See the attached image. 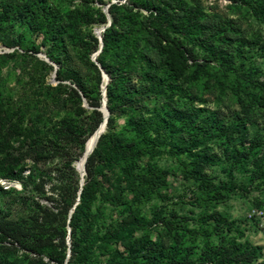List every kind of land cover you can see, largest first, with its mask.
<instances>
[{
    "label": "rangeland",
    "instance_id": "1",
    "mask_svg": "<svg viewBox=\"0 0 264 264\" xmlns=\"http://www.w3.org/2000/svg\"><path fill=\"white\" fill-rule=\"evenodd\" d=\"M4 1L24 15L4 14ZM254 1L0 0V168L21 170L28 182L25 189L0 175L1 212L24 225L45 210L56 213L62 198H70L71 169L84 151L78 141L92 120L87 99L102 98L100 60L131 75L129 92H113L112 129L102 134L127 151L114 155L103 140L96 148L104 160L83 223L90 234L117 237L98 243L85 264H169L180 255L206 260L207 246L223 236L261 246L258 261L264 260V24L251 13ZM27 5L37 11L32 17ZM110 12L128 45L92 61L100 45L95 32L102 42ZM144 45L154 66L172 72L157 91L138 77L147 68L138 57ZM79 87L83 100L71 93ZM6 154L19 161L13 171ZM77 175L80 184L85 174ZM33 183L43 191H31ZM212 185L217 189H205ZM130 213L142 227L125 232ZM215 213L230 231L215 229ZM66 224V249L54 248L55 264L69 255ZM136 239L161 252L136 249ZM33 258L0 236V264ZM48 260L42 253L41 263Z\"/></svg>",
    "mask_w": 264,
    "mask_h": 264
},
{
    "label": "trees",
    "instance_id": "2",
    "mask_svg": "<svg viewBox=\"0 0 264 264\" xmlns=\"http://www.w3.org/2000/svg\"><path fill=\"white\" fill-rule=\"evenodd\" d=\"M1 7H3L4 14L6 15L10 14L9 12H12L13 14H21V12H16V7H13L10 3H6L5 1L1 3ZM25 7V15L29 17H32L31 15H35L37 13V11L33 9L31 5H27ZM117 7L121 8L122 5H117ZM251 13L257 21H259L261 24H264V0H255L251 8ZM110 14V25L106 27L104 32L102 33V49L99 52L100 54H106L107 52L114 51L117 48L126 47L128 45L127 42L130 39L129 35L123 34L118 30V19L111 12ZM21 15H24V13H22ZM163 37L164 35L160 37L161 41L163 40ZM189 41L193 43L192 38H189ZM149 50L150 48L146 45H144L139 50L138 57L140 60L144 59L147 68L142 73L138 74V77L140 79H144L148 84L146 90L157 91L163 86L166 79L172 76V72L169 69L167 70L166 68H164L163 64L154 66L147 57V53ZM213 53H215V50L213 51ZM98 62L101 65L100 67L102 68L104 73H106L110 78L109 82L106 85V108L109 111V115L107 117L105 128L107 130H110L112 129V123L114 121V108L111 106V102L115 97L113 95V92L116 89L122 91L121 95L129 92V79L131 75L129 73L127 74V72L124 70H122V73H115V71L112 70L110 66L102 64L100 60H98ZM124 65L125 64H119L117 67L122 69ZM102 72L100 74L101 77ZM116 75H118V78H115ZM79 91H81L80 87L78 89L71 88L72 95L77 100H83V97L79 93ZM101 101L102 98L91 100L87 99L88 105L93 108L92 120L86 134L80 136V139L78 141V148L80 150L83 148V145L85 146V142L87 141V139L95 132V130L103 121L102 112L99 110ZM241 105L244 106L243 102H241ZM8 117L9 107L6 106L3 109V120ZM102 134L99 136L95 148L88 155L84 163L85 175L83 185L80 186L79 178L77 177V171L75 170V168H72L71 171L74 177L73 191L67 201L62 198V201L64 202L63 206L59 208L56 213L45 212L48 211L45 210L42 216L31 217L29 218L30 222H28L27 224L25 223L26 225H22L19 218H14L16 219L14 220L1 212L0 209V236L9 238L11 244L15 243L24 251L32 253L34 255V258L32 260L29 259L28 264L56 263L57 256L55 254L54 248L58 247L62 251H65L66 249V246L64 244L66 231L64 227L67 219V211L70 208H72L73 212L71 215H69L68 222L66 224L70 228L68 232L71 241L69 246V256L66 263H64L62 258V263L85 264L86 260L89 258L90 253H92L93 249L98 243H105L117 237V232H114L112 234L105 233L102 235L90 234L88 233V229L85 228L83 223V218L88 213L90 204L95 199L96 192L98 191V166L99 162L104 160L103 156L99 158L100 152L97 151L96 148L100 146V143L103 140L105 141V146L111 147L110 150L114 155H117L118 153L125 154L127 151V146H124L123 143L120 141L118 142V140L113 146H110V144L106 143V141L109 140L108 136H102ZM194 145L195 144H193V146ZM3 161L7 162L8 167H10V171H13L16 168V165L19 163L17 159L12 160L10 158V154H6ZM4 166L5 164L0 168V175H2L1 177L11 180H20L22 181L23 187L27 189L28 182L24 180L22 176H20L21 170L16 171L15 173L9 172L6 171ZM128 175L130 176V178H132L130 172L128 173ZM152 175L154 176L155 174ZM30 177L31 175L28 174L27 178L30 179ZM31 187V191H43L42 185L33 183ZM62 188L63 186H61V189ZM205 189L215 190L217 188L212 185L209 187H205ZM3 193L5 192L0 189V194ZM77 197L78 202L76 203ZM38 208L40 209V207ZM158 221H160V218L159 214L156 213L154 216V223ZM213 221L215 223V229L220 228L222 233L230 231V224L227 223V221L218 214L215 213ZM167 224H169V222ZM53 226L58 228L59 231H55V228H52ZM141 227L142 224L138 221L137 216L134 213H130L129 218L124 222L121 230L125 232H132ZM239 237L241 236L239 235ZM55 239H57V241L54 242ZM136 240H134L132 244L138 250L147 249L151 250L153 253L158 250V246L154 244L147 245V248H145L144 241L140 239ZM206 249V260H196L195 258H191L188 256L182 257V255H180L177 258H172L169 264H264V260L258 261L261 255L262 247L259 245L250 244L247 241H239L238 237H220L218 243L215 244V246H207ZM158 251L161 252L160 248ZM44 252H46V255L49 256V260L46 263H41L40 260L42 258V253ZM122 263L133 264L129 261Z\"/></svg>",
    "mask_w": 264,
    "mask_h": 264
},
{
    "label": "bare ground",
    "instance_id": "3",
    "mask_svg": "<svg viewBox=\"0 0 264 264\" xmlns=\"http://www.w3.org/2000/svg\"><path fill=\"white\" fill-rule=\"evenodd\" d=\"M100 30H96L95 34L98 35L100 34ZM104 114L105 111H104ZM106 117V115H104ZM106 128V123H104V118L102 123L100 124L99 128H97L95 130V132L87 139V141L85 142V146H84V151L83 154L81 155V157L75 162L76 167L79 169V172L82 173V169L84 166V163L86 161V158L88 157V155L93 151V149L95 148L98 138L99 136L105 131ZM83 176V175H82ZM83 179V178H82Z\"/></svg>",
    "mask_w": 264,
    "mask_h": 264
},
{
    "label": "water",
    "instance_id": "4",
    "mask_svg": "<svg viewBox=\"0 0 264 264\" xmlns=\"http://www.w3.org/2000/svg\"><path fill=\"white\" fill-rule=\"evenodd\" d=\"M109 25H110V21L107 22L106 27H108ZM97 36H98V38H99L100 45H99L98 51L92 56V61H95V57H96V55H97V54L101 51V49H102V42H101L100 34H98ZM102 78L104 79V85H103V87H102V89H103V91H102V101H101V106H100L99 110L102 112V115H103V118H104V123H106V121H107V117H108V115H109L108 110H107V108H106V97H105V85H106V82H107V80H108V77L105 75L104 72H102ZM104 111H105L106 114H104ZM104 115H106V117H105ZM99 126H100V125H99ZM99 126H98V128H99ZM74 168H75V170L79 173L80 177H81L82 175L85 174L84 166H83V169H82V173L79 172V169L76 167L75 163H74ZM82 185H83V179L81 178V180H80V186H82ZM68 256H69V255H68ZM67 259H68V257L66 258L65 263L67 262Z\"/></svg>",
    "mask_w": 264,
    "mask_h": 264
}]
</instances>
